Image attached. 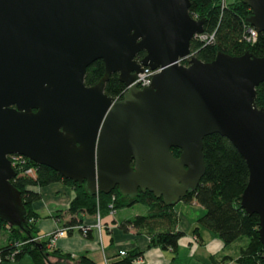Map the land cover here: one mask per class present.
<instances>
[{
  "label": "water",
  "instance_id": "1",
  "mask_svg": "<svg viewBox=\"0 0 264 264\" xmlns=\"http://www.w3.org/2000/svg\"><path fill=\"white\" fill-rule=\"evenodd\" d=\"M242 2L250 9L244 24L264 32V0ZM189 5L0 0L1 221L24 230L9 154L48 166L89 194L149 191L174 205L204 172L203 137L217 133L246 164L239 204L258 217L264 260V108L254 101L264 53L217 51L210 61L193 54L188 65L177 63L203 30ZM95 59L103 73L87 86L85 68ZM142 66L159 70L147 86L130 84ZM113 72L127 86L116 100L103 91Z\"/></svg>",
  "mask_w": 264,
  "mask_h": 264
},
{
  "label": "trees",
  "instance_id": "2",
  "mask_svg": "<svg viewBox=\"0 0 264 264\" xmlns=\"http://www.w3.org/2000/svg\"><path fill=\"white\" fill-rule=\"evenodd\" d=\"M188 12L194 18L203 19L202 32L213 34V39L208 42L196 39L190 41L189 51L201 61H210L217 51L231 55H239L246 50L256 56L264 53V32H257L253 41L246 40L244 18L249 15L250 9L242 0H190ZM143 54L144 51H138L135 58L139 59ZM102 73V60L95 59L85 68L83 81L85 84L94 83ZM124 89L125 86L115 72L109 75L103 85V91L117 99L121 98ZM254 101L258 107L264 108V81L255 87ZM170 151L174 156L179 153L178 148L172 147ZM202 153L204 172L196 187L187 192L181 200H194L203 208L204 212L196 218L197 226L214 232L224 245L241 236L246 238V243L240 247L235 258L237 264H264L262 245L257 232L258 217L255 213H247L239 204L240 193L248 176L243 157L227 138L217 133L203 137ZM26 165L34 167L33 176L20 173L14 167L15 175L10 178L11 183L19 190L25 207L24 230L0 220V238L5 237V243L0 246L1 260L17 261L27 255L33 264H50V255L72 258L69 253L48 247V237H38L36 213L30 207V203L37 198V193L32 188L57 180L64 181L74 190V195L65 209L69 216L63 225H83L80 223L81 218L77 216L80 212L95 214L97 211L114 210L140 203L146 207V213L122 220L119 226L123 229L130 226L144 230L149 234L150 246L169 249L173 253L176 251L178 240L183 235L182 231L175 229L176 212L173 205L164 204L161 198L154 197L151 192H139L130 198L114 187L106 194H89L83 190L81 184L63 178L48 166L36 164L29 159H26ZM197 226L193 229L194 233L197 232ZM82 236L90 238V228ZM11 252L12 258L7 257ZM140 254V251H124V254L118 252L102 264H137L135 259ZM77 258L79 264H101L85 255H79Z\"/></svg>",
  "mask_w": 264,
  "mask_h": 264
},
{
  "label": "crops",
  "instance_id": "3",
  "mask_svg": "<svg viewBox=\"0 0 264 264\" xmlns=\"http://www.w3.org/2000/svg\"><path fill=\"white\" fill-rule=\"evenodd\" d=\"M32 189L37 193V198L30 203V207L36 213L37 235L40 239H46L51 231L62 226L68 219L69 215L65 209L74 195V190L62 180L37 185ZM195 204L199 205L196 202ZM128 207L130 206L122 207L119 214L116 209L113 213L108 210L98 211L103 225L99 236L94 229L91 230L90 238L72 230L67 235L58 237L51 247L69 253L77 262L76 258L79 255H85L102 264L123 250L140 251L141 254L135 259L137 264H237L235 258L240 247L244 244H240L237 251L228 253L227 244L224 245L214 232L208 231L203 226H197L196 218L199 215L188 214L173 205V210L177 215L175 229L183 232L178 240L176 251L173 253L169 249L150 246L149 234L144 230H137L130 226L123 229L119 226L122 220L131 219L134 215L140 214L134 213L132 209H127ZM143 207L144 210L141 214L146 213V207L144 205ZM199 207L203 213V208L200 205ZM58 214L60 216L56 217ZM77 216L81 218L80 223L82 224L91 225L96 221L95 214L80 212ZM196 226L197 232L194 233L193 229ZM0 240L1 246L5 243V237L2 236ZM47 246L50 247L48 243ZM179 248L182 250L181 253L178 251ZM180 254L182 255L180 256ZM27 257L24 255L17 261L0 259V264H31L27 261L28 259H25ZM52 263L66 264L65 262Z\"/></svg>",
  "mask_w": 264,
  "mask_h": 264
},
{
  "label": "built area",
  "instance_id": "4",
  "mask_svg": "<svg viewBox=\"0 0 264 264\" xmlns=\"http://www.w3.org/2000/svg\"><path fill=\"white\" fill-rule=\"evenodd\" d=\"M244 33L246 34L245 37H246L247 41H253L255 39V37H256V33L257 32L252 26H249V25L245 24ZM192 39L208 42V41H211L213 39V34L212 33L208 34L206 32L195 33L193 35ZM191 55H193V53L191 51H189V53L187 55H185L184 57L178 58L177 59V63L182 64V65H188V60L191 57ZM158 70H159V68L151 69L148 66H142L141 70L135 73V77L131 81L130 84H134L137 87L147 86L150 83V81H151L152 75ZM126 88H127V86H125L124 91L126 90ZM7 157L9 159L10 164H11L13 169H14V167H16V169L20 173H25V174H28V175H31V176H33L35 174L34 167L31 166V165H26V159L27 158L25 156L20 155V154H16V153H12V154L7 155ZM100 225L101 224L97 221L95 227L99 228ZM74 227H76L77 229H80L79 231L82 234H84L85 231L87 229H89V225H87V226H83V225H64V227L57 228L54 232H52V233H50L48 235V245L49 246L53 245L55 240L58 237L65 236L66 233L69 230L73 229ZM119 253L120 254H124V251L120 250ZM9 254L7 255V257L12 258L13 252H11Z\"/></svg>",
  "mask_w": 264,
  "mask_h": 264
},
{
  "label": "rangeland",
  "instance_id": "5",
  "mask_svg": "<svg viewBox=\"0 0 264 264\" xmlns=\"http://www.w3.org/2000/svg\"><path fill=\"white\" fill-rule=\"evenodd\" d=\"M227 1V0H226ZM194 200H190V201H184V200H179L178 202H176L174 205L176 206V207H178V208H180V209H182V210H184L186 213H188V214H194V215H201L202 213H201V208L199 207V205H196L195 204V202H193ZM121 209L122 208H120V209H116V211L118 212V214L120 213V211H121ZM126 209V208H125ZM127 209H132V211L134 212V213H143V210H144V207H143V205H141V204H134L133 206H130V207H128ZM110 213H113L114 211H115V209L113 210V209H110V210H108ZM95 217H96V221H95V223H93V224H91V225H89V228H90V230H95L97 233H98V236H99V232H100V230H101V228H102V223H101V221H100V218H99V213L97 212V213H95ZM97 221L101 224L100 225V227L99 228H96L95 227V225H96V223H97ZM83 225H85V226H87V224H83ZM61 227H64V225H62V226H59V227H57V228H61ZM57 228H55L53 231H51L50 233H52V232H54ZM206 228V227H205ZM208 229V228H207ZM78 231V233L80 234V235H82V233L79 231L80 229H77L76 227H74V229H71V230H69L67 233H66V235L70 232V231ZM208 231H211V230H209L208 229ZM49 233V234H50ZM48 234V235H49ZM0 242H1V240H0ZM245 244L246 243V238L244 237V236H241L240 237V239H237V240H234V241H232L231 243H229V244H227V252L229 253H232V252H234V251H237V249L239 248V246H240V244ZM242 244V245H243ZM52 246V245H51ZM50 246V247H51ZM49 249H51V248H49ZM178 251H179V253H181L182 252V250L179 248L178 249ZM182 254H180V256H181ZM25 259H28L27 261H29L31 264H33L32 262H31V260H29L30 258H29V256L27 257V258H25ZM48 259L50 260V262H65L66 264H79L74 258H71V259H68V258H58L57 256H55V255H50V256H48ZM77 260H78V258H76Z\"/></svg>",
  "mask_w": 264,
  "mask_h": 264
},
{
  "label": "flooded vegetation",
  "instance_id": "6",
  "mask_svg": "<svg viewBox=\"0 0 264 264\" xmlns=\"http://www.w3.org/2000/svg\"><path fill=\"white\" fill-rule=\"evenodd\" d=\"M95 83V82H94ZM93 83H91V84H85V85H87V86H89V85H92ZM115 100L117 99V98H114Z\"/></svg>",
  "mask_w": 264,
  "mask_h": 264
},
{
  "label": "bare ground",
  "instance_id": "7",
  "mask_svg": "<svg viewBox=\"0 0 264 264\" xmlns=\"http://www.w3.org/2000/svg\"><path fill=\"white\" fill-rule=\"evenodd\" d=\"M74 229V228H73Z\"/></svg>",
  "mask_w": 264,
  "mask_h": 264
}]
</instances>
